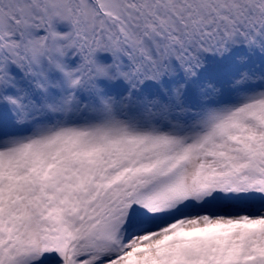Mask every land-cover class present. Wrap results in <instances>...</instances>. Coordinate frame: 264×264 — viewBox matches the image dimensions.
<instances>
[{
	"label": "snow or ice",
	"instance_id": "1",
	"mask_svg": "<svg viewBox=\"0 0 264 264\" xmlns=\"http://www.w3.org/2000/svg\"><path fill=\"white\" fill-rule=\"evenodd\" d=\"M0 264H264V0H0Z\"/></svg>",
	"mask_w": 264,
	"mask_h": 264
},
{
	"label": "rangeland",
	"instance_id": "2",
	"mask_svg": "<svg viewBox=\"0 0 264 264\" xmlns=\"http://www.w3.org/2000/svg\"><path fill=\"white\" fill-rule=\"evenodd\" d=\"M56 30L61 33L70 31V25L67 24L66 22H57ZM98 55H99V59L104 62H109L111 60V57L108 54H98Z\"/></svg>",
	"mask_w": 264,
	"mask_h": 264
}]
</instances>
